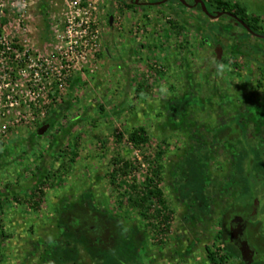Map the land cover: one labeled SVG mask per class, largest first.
<instances>
[{"label": "rangeland", "instance_id": "1", "mask_svg": "<svg viewBox=\"0 0 264 264\" xmlns=\"http://www.w3.org/2000/svg\"><path fill=\"white\" fill-rule=\"evenodd\" d=\"M233 1L264 26V0ZM130 3L0 0V38L16 45L6 67L0 56V76L12 73L0 82V264H56L60 210L85 193L127 227L139 223L147 232L141 264H210L206 246L220 245L223 216L234 203L258 207L264 233V39L225 15L212 18L174 0ZM76 41L82 50L88 44L82 55L68 52ZM140 125L152 143L138 149L128 136ZM230 127L240 138L234 144ZM205 150L204 185L197 175L181 183L187 153ZM117 157L134 160L137 180L118 176L112 184ZM156 169L173 214L147 220L121 195ZM239 170L246 191L219 190ZM201 192L209 208L196 202ZM231 243L234 256L225 264H244ZM256 259L264 261V253ZM81 261L94 264L84 250Z\"/></svg>", "mask_w": 264, "mask_h": 264}, {"label": "trees", "instance_id": "2", "mask_svg": "<svg viewBox=\"0 0 264 264\" xmlns=\"http://www.w3.org/2000/svg\"><path fill=\"white\" fill-rule=\"evenodd\" d=\"M155 1L158 0H153L152 2ZM174 1L181 3L179 0ZM203 1L209 12L216 13L217 11H224L226 14L230 15L229 18L232 20L237 18L246 23V27L242 26L252 35L264 34V26L261 24L260 17L249 13L247 7L241 2L233 0ZM127 5L129 7L134 6L133 3ZM194 9L204 12L200 5L195 6ZM210 28L212 31H219L222 33L221 27L211 25ZM204 42H206V40H204ZM141 88L142 87L139 86V89ZM50 122L51 121H49V123ZM220 131H222V129L218 130V132ZM151 138L147 128L140 125L129 131L128 142L133 147L140 149L144 146H150L152 143ZM253 149H255L254 146ZM159 153L160 152L155 155V159L158 161L160 160V157H158V155H160ZM209 159V150L203 152L191 151L187 153L182 161L179 181L181 183H187L193 175H197L202 180L201 186H203V182H205L206 179V166ZM253 161H256V159L254 158ZM112 165L113 167L109 172V177L113 185L118 184V176L122 177L133 174V179L137 180L138 177L136 173H134V170H137L134 166V160L117 157L114 158ZM255 165L257 164L254 162V170L256 167ZM152 171L151 175H146L142 185L134 183L131 187H124V191L121 195L122 200H126L127 204L132 205L134 209L139 208L141 215L147 220L163 217V212H167L168 215L173 214V210L169 206L159 186V169ZM243 173L244 171L239 170L233 175L231 180L220 183L218 185L219 190L231 191L237 188L241 193L245 192L246 185L242 177ZM155 178H157V181ZM40 193L41 197L43 191L40 190ZM140 193H143V197H138ZM36 195V193L32 194L30 202L34 201ZM195 199L200 209H203V207L209 208V198L206 193L201 192ZM250 205L251 204L248 203L246 206L250 207ZM246 206L234 203L226 208L218 237L220 245L215 249L212 246H206L207 257L210 264H225L230 256H234V254H229L230 250L228 249V245L231 243L228 220L234 209L235 214H239L243 212ZM0 208H2L1 200ZM2 227L3 224L0 219V229ZM59 227L62 229L63 241L62 244L56 246L53 253V259L56 264H84L81 261L82 250L88 254L94 264H141L142 250L148 242L147 232L141 228L139 223L127 227L120 215L98 207L90 193H85L81 200L61 208ZM249 239L251 243L255 245L253 248L255 252L257 251L256 256L263 254L264 233L257 220L252 222L249 227ZM237 249L239 250V248ZM256 256L252 264L258 260ZM258 261L259 264H264L263 260Z\"/></svg>", "mask_w": 264, "mask_h": 264}, {"label": "water", "instance_id": "3", "mask_svg": "<svg viewBox=\"0 0 264 264\" xmlns=\"http://www.w3.org/2000/svg\"><path fill=\"white\" fill-rule=\"evenodd\" d=\"M169 0H158L155 2H152L151 4L153 5H159V4H163L165 2H167ZM183 5L186 6H197L200 5L203 9V11L209 15L212 18H217V17H221L223 16L226 12L224 11H217L216 13H211L208 11L206 4L204 3L203 0H179ZM189 1H192L193 4L189 5ZM239 23H241L243 26L246 27V23H244L242 20H238ZM113 23V16H110V24L112 25ZM259 37H264L263 35L260 34H256ZM216 55L218 60H221L222 58V54H223V47L222 46H218L216 47ZM50 127V124H45L41 127V129L39 130V134L44 133L45 131L48 130V128ZM250 220V217H236L233 220V223L231 225L230 228V232H231V241H233L235 243V245L240 249L241 253H242V258L244 263L246 264H252L254 261V254H255V250L254 248L250 245L247 236L244 234V228L246 223Z\"/></svg>", "mask_w": 264, "mask_h": 264}, {"label": "built area", "instance_id": "4", "mask_svg": "<svg viewBox=\"0 0 264 264\" xmlns=\"http://www.w3.org/2000/svg\"><path fill=\"white\" fill-rule=\"evenodd\" d=\"M85 32H87V30ZM90 36H91V38H89V39L86 40V42H88V43H90V41L92 40V33L91 32H90ZM15 46L16 45L13 44V41L11 39H8V38L1 39L0 38V56H1L2 61H5L6 60V63L2 62V65L4 67H6L8 63H11L12 62L11 58L14 57V55L16 54ZM82 46H84V50L81 49V43L78 44V41H76L75 43H73L72 45H70V47H69L70 49L68 50V52H70L74 56L82 55L83 53H85V50L88 47V44L87 43H85V44L83 43ZM93 46H96V44H93ZM17 52H18V50H17ZM63 56L64 55H62V57ZM67 56L70 57L69 54H67ZM70 66H71L70 63H68L66 65V67L68 69L71 68ZM48 73L49 72H46L47 75H48ZM58 75H59V78H60L62 76V71H59ZM11 77H12V73H11L10 69L9 70L7 69V70L4 71L3 75L0 76V82L3 83L4 80L5 81L6 80H9V79H11ZM60 81H61L60 87H62L63 86L62 78H60ZM4 88H5V85L0 84V94L3 93L4 90H6ZM9 92L10 91L7 89V93L8 94H9ZM7 98L10 99L11 98L10 95H7Z\"/></svg>", "mask_w": 264, "mask_h": 264}, {"label": "flooded vegetation", "instance_id": "5", "mask_svg": "<svg viewBox=\"0 0 264 264\" xmlns=\"http://www.w3.org/2000/svg\"><path fill=\"white\" fill-rule=\"evenodd\" d=\"M132 3H136V4H145V3H148V4H151L152 2H141L140 0H131ZM193 2L192 1H189V5H192ZM186 6V5H185ZM187 7H192L194 8L193 6H187ZM225 16L229 17L230 15L229 14H224ZM239 19L235 18L233 19V21H235V23H238L239 25L242 26V24H240L238 22ZM243 27V26H242ZM244 28V27H243ZM260 35H263L264 34H260ZM255 36H257L255 34ZM259 37V36H258ZM260 38H263L264 37H260ZM227 127V126H226ZM235 128V127H234ZM234 128L230 127V133H229V136H228V141L232 142L233 144L238 142L239 141V135L235 134L234 132ZM239 138V139H238ZM234 146V145H233ZM236 146V145H235ZM233 175H235V171L233 173ZM233 175H232V178H233ZM250 217V220L246 223L245 225V228H244V234L247 236L248 238V241L250 243V245L252 247H254L255 245L253 243H251L250 239H249V227L251 226V223L254 222L257 218H258V207H254L252 206L250 210H243L242 213H239V214H235V209L233 210V213L231 214L230 216V219L228 220V225H229V228H231V225L233 223V220L236 218V217H243V218H246V217ZM229 235H230V239H231V232L229 230ZM240 250V249H239ZM241 252V251H240ZM257 254V251L255 252L254 254V257L256 256ZM243 259V258H242Z\"/></svg>", "mask_w": 264, "mask_h": 264}]
</instances>
